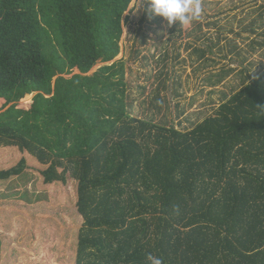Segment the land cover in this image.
Returning a JSON list of instances; mask_svg holds the SVG:
<instances>
[{
  "label": "trees",
  "instance_id": "1",
  "mask_svg": "<svg viewBox=\"0 0 264 264\" xmlns=\"http://www.w3.org/2000/svg\"><path fill=\"white\" fill-rule=\"evenodd\" d=\"M130 2L0 0V190L48 198L0 202L1 264H264V69L186 130L133 116L121 61L87 74Z\"/></svg>",
  "mask_w": 264,
  "mask_h": 264
},
{
  "label": "rangeland",
  "instance_id": "2",
  "mask_svg": "<svg viewBox=\"0 0 264 264\" xmlns=\"http://www.w3.org/2000/svg\"><path fill=\"white\" fill-rule=\"evenodd\" d=\"M263 4L264 0H204L203 21L183 30L179 25L168 28L162 17L146 12L145 0H131L121 19L119 53L109 62L98 61L87 74L121 61L128 113L186 130L214 114L222 101L263 71L264 44L256 46V41H264V21H259ZM199 47L209 49L203 57L194 50ZM34 95H25L17 107L28 109ZM9 105L0 99V111ZM37 181V174L21 173L0 190V202L47 200Z\"/></svg>",
  "mask_w": 264,
  "mask_h": 264
},
{
  "label": "clouds",
  "instance_id": "3",
  "mask_svg": "<svg viewBox=\"0 0 264 264\" xmlns=\"http://www.w3.org/2000/svg\"><path fill=\"white\" fill-rule=\"evenodd\" d=\"M145 3V11L162 17L167 21L168 28L179 25L183 30H191L194 23L203 21L205 14L204 0H145ZM161 35L166 36L167 33ZM256 107L264 113V105L258 104ZM143 264H164V259L149 253Z\"/></svg>",
  "mask_w": 264,
  "mask_h": 264
},
{
  "label": "bare ground",
  "instance_id": "4",
  "mask_svg": "<svg viewBox=\"0 0 264 264\" xmlns=\"http://www.w3.org/2000/svg\"><path fill=\"white\" fill-rule=\"evenodd\" d=\"M27 95H30V94H27ZM30 101V100H29ZM31 104V103H30Z\"/></svg>",
  "mask_w": 264,
  "mask_h": 264
}]
</instances>
